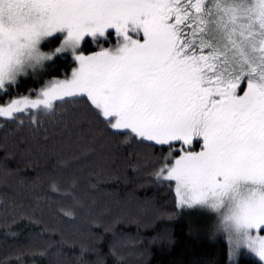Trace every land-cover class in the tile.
<instances>
[{
  "label": "snow or ice",
  "instance_id": "obj_1",
  "mask_svg": "<svg viewBox=\"0 0 264 264\" xmlns=\"http://www.w3.org/2000/svg\"><path fill=\"white\" fill-rule=\"evenodd\" d=\"M58 61L62 76L17 91ZM0 131L30 133L52 192L69 182L89 216L84 174L120 148L174 194L166 214L201 213L229 264H264V0H0Z\"/></svg>",
  "mask_w": 264,
  "mask_h": 264
},
{
  "label": "trees",
  "instance_id": "obj_2",
  "mask_svg": "<svg viewBox=\"0 0 264 264\" xmlns=\"http://www.w3.org/2000/svg\"><path fill=\"white\" fill-rule=\"evenodd\" d=\"M68 70L66 62L58 61L41 78H22L17 91L38 90ZM24 135L29 139L0 131V189L8 185L6 193L0 191V233L6 217L18 218L11 225L18 243L9 246L0 239L4 264H229L226 243L213 235L211 221L195 211L166 214L174 207V194L157 188L144 172L134 176L129 163L136 158L126 159L120 148L111 150V159L97 154L81 181L96 185L91 190L95 203L86 201L94 211L84 215L67 198L69 182L58 183L60 193L52 192L48 168L53 161L42 158L30 133ZM166 230L170 238L162 236Z\"/></svg>",
  "mask_w": 264,
  "mask_h": 264
}]
</instances>
